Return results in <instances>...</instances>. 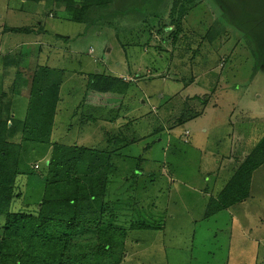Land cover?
Masks as SVG:
<instances>
[{
  "label": "rangeland",
  "instance_id": "obj_1",
  "mask_svg": "<svg viewBox=\"0 0 264 264\" xmlns=\"http://www.w3.org/2000/svg\"><path fill=\"white\" fill-rule=\"evenodd\" d=\"M70 2L78 8L88 0H0V95L6 94L0 104L9 108L4 136L18 145L26 174L16 178L12 211L32 212L46 189L41 172L52 147L22 142L19 124L33 76L45 68L62 80L51 141L110 155L106 218L117 214L111 224L126 231L128 249L134 237L154 231L162 239L187 237L173 238L182 251L164 254L162 264H264V158L246 199L214 211L264 134V16L258 23L264 0H115L81 22L72 20ZM104 67L137 81L133 98L125 99L130 104L78 111L85 77ZM132 103L147 111L145 118H128ZM119 117L125 121L116 125ZM137 220L155 229L127 230ZM3 221L0 216V237Z\"/></svg>",
  "mask_w": 264,
  "mask_h": 264
},
{
  "label": "trees",
  "instance_id": "obj_2",
  "mask_svg": "<svg viewBox=\"0 0 264 264\" xmlns=\"http://www.w3.org/2000/svg\"><path fill=\"white\" fill-rule=\"evenodd\" d=\"M114 1L88 0L78 8L70 2L67 9L73 11L74 22H81L91 9H105ZM260 13L264 14V4ZM262 16H259L258 23ZM5 31L32 32L31 29L7 27ZM42 69L33 76L25 116L19 122L22 142L52 147L41 172L45 193L32 212L12 211L11 208L18 198L16 178L26 174L21 170L18 145L5 140L9 108H5L6 104H0V116L3 108L6 112L5 119L0 121V216L4 219L0 237V264H118L123 255L126 231L111 224L117 214L110 213L106 218V212L111 207L103 201V188L107 174H112L110 155L98 149L51 141L62 80L59 74H48L45 68ZM85 79L84 94L76 107L78 111L83 106L90 110L121 108L130 82L104 71L92 73ZM5 95L2 92L0 97ZM103 97L112 101L108 104L102 101ZM263 149L264 137L220 192L214 205L215 212L246 199L252 173L263 162ZM151 229H155L152 223L137 220L130 223L127 230ZM119 234L122 237L120 244L117 242Z\"/></svg>",
  "mask_w": 264,
  "mask_h": 264
},
{
  "label": "crops",
  "instance_id": "obj_3",
  "mask_svg": "<svg viewBox=\"0 0 264 264\" xmlns=\"http://www.w3.org/2000/svg\"><path fill=\"white\" fill-rule=\"evenodd\" d=\"M22 1L27 2V0H22ZM40 1H38V2H40ZM28 2H33V1H28ZM35 3H37V2H35ZM10 28H14V27H10ZM30 29H32V28H30ZM33 30H35V32H36L37 29H35V27H34ZM39 30H40V28H39ZM38 33H39V31H38ZM29 34H34V32H30ZM174 47H175V45H174ZM151 53H153V52H151ZM141 55L144 56L145 55V52L144 53H141ZM3 59H4V57H3ZM3 62L5 63V60ZM117 66L120 67L121 64H117ZM126 67L128 69L127 71L129 72V66L126 65ZM5 68L8 69V66L6 65ZM102 69H103L104 72H107L109 74H112V73H110V71H108V68L104 67ZM102 69H100V70H102ZM96 72H100V71L97 70ZM117 74L114 73L112 75L115 76V77L122 78L126 82L127 81L130 82L129 89H128V91L131 92L130 93V96H128L127 98L124 97V100H123V104L125 106H128L130 103L129 104H126L125 101L128 100L129 98L130 99L133 98L134 94L131 91L133 89V88H131V85L132 84H136L137 81L129 73H128L129 75H126L125 72H118ZM130 102H132V101L130 100ZM165 103L166 102H163V103L161 102V104L158 107L155 105L156 112H153V109H152L153 116H156V113L160 115L159 109H160V107L165 106ZM131 105H133V107L132 108H128L127 109V112H126V115L128 116V118H130L131 120H133V119H140V117H142V118L144 117L145 118L144 114L147 111H145L141 107V105H135V103H132ZM105 110H109V109H105ZM141 110H143V112ZM138 112H140L141 115H139L138 117H134L136 115V113H138ZM118 114H121V113L118 112ZM155 118H157V116ZM197 118H194V119H197ZM121 119H122V117L121 118L119 117L118 119L116 118V120H117V124L116 125H118L119 120L124 123L125 120H123V119L121 120ZM187 121H189V120H186V122ZM132 123H134V122H132ZM135 123H134V125H135ZM166 132H167V129H166ZM184 133H186L187 138L190 136V132L188 130H185ZM261 137H264V134L261 135ZM187 138H186V141H187ZM227 162H229V160ZM224 165H226V164H224ZM149 232H150V234H149L150 236L148 238H145V237L143 238L141 236L134 237L132 239V242L133 243L131 244V247L129 249H128V247L130 246V242H128L127 240H125L124 247H123L122 259H121L120 263H118V264H128L131 259H132L131 261L135 262L136 264H162L158 260V258L162 257L164 254H168V255H171V256H177L182 251V249H180V248H175V246H177V245L174 246L173 244L170 243L173 240V238L175 239V241L178 240V239L187 240V237L185 239H183V236L181 234H173V235L170 234L171 235L170 236V239H162L161 238V236H162L161 234H159L157 232H154V231L153 232L149 231ZM143 236H145V235H143ZM146 240L148 241L147 245L144 244V243L141 244L142 241H146ZM135 242H138V246H136V247H135ZM167 242H168V244H167ZM134 247H135V249H134ZM132 249H134V250H132ZM139 251H141V252H139ZM145 251L146 252H149V255H146L145 254L146 253ZM131 252H133V254L129 255V253H131Z\"/></svg>",
  "mask_w": 264,
  "mask_h": 264
}]
</instances>
